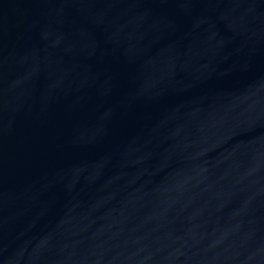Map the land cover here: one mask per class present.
<instances>
[{"label": "water", "instance_id": "1", "mask_svg": "<svg viewBox=\"0 0 264 264\" xmlns=\"http://www.w3.org/2000/svg\"><path fill=\"white\" fill-rule=\"evenodd\" d=\"M0 264H264V0H0Z\"/></svg>", "mask_w": 264, "mask_h": 264}]
</instances>
